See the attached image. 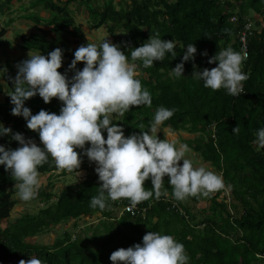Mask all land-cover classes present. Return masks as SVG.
Listing matches in <instances>:
<instances>
[{
	"label": "trees",
	"instance_id": "obj_1",
	"mask_svg": "<svg viewBox=\"0 0 264 264\" xmlns=\"http://www.w3.org/2000/svg\"><path fill=\"white\" fill-rule=\"evenodd\" d=\"M12 1L0 0V24ZM75 1L68 0L63 5L60 0L59 3L56 0H37L34 5L41 6L51 19L45 21L34 14L25 15L24 19L32 20L35 25L46 22L44 25L52 26V32L57 36L64 33L81 38L82 29L75 25L67 8V4ZM125 3L119 8L113 0H105L103 5L95 7L88 4L87 14L92 28H103L112 38L120 31L122 36L118 45L129 60L132 48L141 46L157 32L164 40L176 41L174 50L177 56L167 53L163 61L147 68L136 61L140 73L137 78L152 93V104L150 107L133 106L123 116L113 113L112 122L124 129L125 136L140 134L142 130L149 129L158 107L176 109L162 126L173 133L183 131L198 135L196 140L188 141L189 148L223 177L225 187L208 197L189 196L186 202L178 201L173 197L166 176L160 198L153 195L138 204L140 211H145L143 215L132 217L124 214L115 218V206L125 207L130 205V201L127 198L109 200V206L103 211L91 208L90 199L98 195L100 182L91 165L84 167L88 160L84 156L80 170L89 172L82 181L67 184L57 194L52 190H39L36 198L45 206L37 213L23 215L9 228L0 231V264L11 260L19 264L32 256L44 264H112V252L142 243L143 236L149 231L172 235L183 243L190 257L189 264H264V148L253 144L256 131L264 127V0H125ZM252 14L261 17L262 23H254L255 29L247 32L248 55L242 65V71L248 75L243 82L244 92L233 96L223 88L216 91L205 88L202 81L193 77L194 71L217 66L208 60L221 49L231 47L241 52L240 33L253 20ZM232 17L236 18L235 23L230 21ZM4 32L2 28L0 41ZM21 41L23 50H34L43 55L58 47L47 40V33L43 31L41 35L22 37ZM0 44L3 45L2 42ZM188 44L197 48L195 59L184 62V77L176 78L172 68L182 62ZM63 50L66 52L68 48ZM205 52L207 56L203 55ZM64 55L69 56V61L63 60L59 71L68 72L71 77L74 72L68 71V66L74 54ZM77 68L82 70L83 62ZM8 69L0 81V94L5 90L10 93L14 86L10 79L12 71L10 67ZM4 100L0 101V122L10 127L13 133H22L26 139L40 145L39 134L27 128L26 120L12 115L10 96ZM25 106L33 114L41 109L59 114L62 102L53 98L46 104L37 95L26 101ZM140 124L145 126L144 129L138 128ZM237 127L238 134L233 132ZM104 136L107 138L106 132ZM0 145L15 149L19 142L9 135L0 137ZM38 170L41 175L48 176L56 172L67 173L66 170H58L51 158ZM15 182L4 166H0V222L9 218L16 203ZM145 187H152L150 179L145 181ZM227 189H230L234 200L230 210L224 199L218 201L220 194ZM189 200L195 204L209 202L208 208L202 209L201 219L202 215L193 212L195 205H185ZM231 210H240L239 215L235 217ZM96 214H101L99 220L102 223L91 235L72 238V234L65 232L51 246L25 241L50 227L71 220L77 222ZM74 227L78 228L77 223Z\"/></svg>",
	"mask_w": 264,
	"mask_h": 264
},
{
	"label": "clouds",
	"instance_id": "obj_2",
	"mask_svg": "<svg viewBox=\"0 0 264 264\" xmlns=\"http://www.w3.org/2000/svg\"><path fill=\"white\" fill-rule=\"evenodd\" d=\"M230 21L235 23L237 20L232 17ZM246 25H249L250 31L255 29L253 21ZM175 46V40H164L157 32L141 46L132 48L129 60L120 45L107 39L99 44L88 42L74 52V59L68 66V71L74 72L71 77L68 72L59 71L63 65L64 48L57 47L47 56L35 51L38 53H29V58L19 62L16 76H10L14 85L8 94L13 105L11 113L23 117L27 128L39 134L40 145L30 138L26 139L22 133H13L10 127L0 122V137L10 135L19 142V147L15 149L0 145V166H4L16 181L14 206L17 202L43 203L36 198L39 190H44L38 169L49 162V158L58 170L75 172L78 177L84 156L96 165L100 186L98 195L90 199V207L101 211L109 206V200L127 198L130 205L135 207L153 195L159 199L166 176L173 197L178 201L186 202L189 196L208 197L224 188L221 175L204 166L195 167L190 159L185 158V154L191 151L188 144L180 143L177 146L176 140L160 139L156 134L158 127L170 119L176 109L158 107L149 129L142 130L140 134L125 136L124 129L112 122L110 114L123 116L133 106L150 107L152 104V93L137 78L139 65L136 61L142 62L145 68L151 67L155 62L163 61L167 53L176 57ZM196 53L195 45L188 44L182 62L172 68L176 78L184 77V62L194 60ZM203 55L207 56V52ZM246 59V52L241 53L231 47L221 49L208 60V63L217 66L195 70L193 77L202 81L205 88L213 91L223 88L229 95L239 96L244 92L243 82L248 79V75L242 71ZM80 62L84 64L82 70L77 68ZM3 71L6 69L0 72ZM37 95L46 104L51 103L53 98L62 102L59 114L44 109L33 114L25 104ZM144 127L140 124L138 128ZM233 132L238 134L239 127ZM253 144L264 148V127L256 131ZM180 161H183L182 165ZM149 179L152 187L146 188L145 181ZM196 204L192 200L185 203L187 206ZM123 207L116 205L113 217L120 218L127 214L122 211ZM34 213H37L36 208L34 211L30 208L29 213L23 215ZM100 215L96 214L98 217ZM4 220L0 222V231L4 230ZM71 221L75 224L79 220ZM110 260L112 264H189L190 257L184 244L172 235L149 231L143 236L142 243L115 250ZM10 263L16 264L12 260L4 264ZM19 264L44 262L32 256Z\"/></svg>",
	"mask_w": 264,
	"mask_h": 264
},
{
	"label": "rangeland",
	"instance_id": "obj_3",
	"mask_svg": "<svg viewBox=\"0 0 264 264\" xmlns=\"http://www.w3.org/2000/svg\"><path fill=\"white\" fill-rule=\"evenodd\" d=\"M37 0H22L21 2H16V0H13L10 3L9 8L6 10L5 14L1 17V21H3L0 24V30L4 28V37L1 39L0 42L3 43V45L0 44V71L6 69V71L0 72V81H2L4 74L6 75L8 72V68L10 67L12 71V78H14L17 74V68L16 65L29 58L30 54H35L38 52L35 51H25L22 49V37H29L30 35L37 34L39 35L41 31L47 33V40L51 43L56 44L59 48L63 49L65 47H68V50L64 53H67V55L74 54L75 50L82 44L86 45L89 43H101L103 40L107 39L111 43L114 44H120V41L118 39L121 38L122 33L119 31L116 33V37L112 38L103 28L101 29H93L92 23L90 20V16L87 14V5L91 6H101L103 5V2L105 0H77L71 4L68 5V11L70 12L71 17L73 18L75 25L80 26L82 29L83 36L81 38H76L74 36H70L68 34L61 33L60 36H57V34H54L52 32L53 27L52 26H46L44 25L46 22H40L38 25H35V23L30 20L24 19L25 15H37L38 17L44 19L47 21V19H51V16L48 12H46L41 6L34 5ZM59 3V0H56ZM68 0H60V3L65 5V3ZM82 1V3L80 2ZM116 8H119L120 6H125V0H113ZM254 23H262L261 17L252 14L251 17ZM9 21L10 24L6 25ZM261 27V26H259ZM70 31H73L70 29ZM233 42V40H232ZM3 46V47H2ZM5 52V53H4ZM48 55V54H47ZM45 55V56H47ZM63 60L69 61V56L63 57ZM84 66V64H83ZM140 73L138 74V76ZM137 76V77H138ZM9 94L7 90L4 91L2 95H0V101L3 102L5 97ZM112 116V114H110ZM160 139L167 138V139H174L177 141V146H179L180 143H188V141H193L198 138V135H193L191 133L187 132H177L173 133L169 128L163 127L162 124L158 127L157 133ZM86 147H88L86 145ZM191 149V148H190ZM80 150V149H77ZM185 158H188L192 161L193 165L195 167L204 166L207 169L211 171H215V169L210 166L209 163L204 162L199 154L195 153L192 149L190 152H187L185 154ZM183 161H180V164L182 165ZM85 165H91L92 168L95 171L96 165H92L89 160H86ZM86 170V171H85ZM80 170L81 175L78 177L76 173L70 174L69 172L65 174H61L60 172H56L55 174H52L48 176L47 174L41 175L42 180V188H44L46 191L52 190L55 194H57L60 190H62L67 184L74 183L75 181H82L89 170ZM219 174L218 172H216ZM220 175V174H219ZM213 195L215 194L212 193ZM225 200L227 205L230 206L232 203H234V200L232 199V196L230 194V189L225 190L223 193L220 194L218 201ZM28 204L24 206V204ZM209 206V202L207 201H201L199 204H196L192 209L194 213H197L199 215H202L199 217L201 219L203 217V210L207 209ZM44 207L43 203H37V202H17V204L13 207L9 219L3 221L2 228H7L10 224H12L16 219L20 218L21 215L25 213H29V210H35L36 212ZM240 211V210H239ZM239 211L231 210V213L233 215L238 216ZM99 223H102V221L99 220L98 216H94L93 218L79 220L77 222L78 228L74 227V221H67L66 223H62L59 226L50 227L48 229H45L40 235H38L37 238H29L25 241L27 243H32L36 245H43V246H51L56 242L59 238L63 237L65 235V232H69L72 234L73 237H79L85 235H91L92 231L98 226ZM80 230V231H79ZM91 245V244H90ZM89 245V246H90Z\"/></svg>",
	"mask_w": 264,
	"mask_h": 264
},
{
	"label": "built area",
	"instance_id": "obj_4",
	"mask_svg": "<svg viewBox=\"0 0 264 264\" xmlns=\"http://www.w3.org/2000/svg\"><path fill=\"white\" fill-rule=\"evenodd\" d=\"M250 31V27L249 25H246L244 27V30L242 31V33H240L241 37H240V44H241V53H247V32ZM248 55V53H247ZM123 212L127 213V214H130L131 216L133 217H137V216H140V215H143L145 213V211H140V209L138 208V206L136 205L135 207H132L131 205H128V206H125L123 207ZM12 264V263H10Z\"/></svg>",
	"mask_w": 264,
	"mask_h": 264
}]
</instances>
